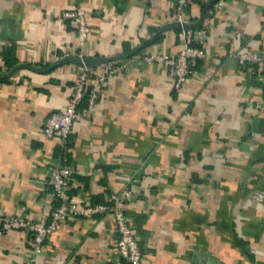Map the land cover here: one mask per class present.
<instances>
[{
  "label": "crops",
  "instance_id": "1",
  "mask_svg": "<svg viewBox=\"0 0 264 264\" xmlns=\"http://www.w3.org/2000/svg\"><path fill=\"white\" fill-rule=\"evenodd\" d=\"M214 1L184 8L204 29V55L175 90L166 61L143 59L177 52L173 1L0 0V213L36 220L52 204L46 175L62 150L40 127L63 110L79 50L118 67L71 126L63 160L74 200L129 188L142 264H264V201L250 194L264 174V69L235 55L264 53V0H219L211 12ZM73 7L88 25L82 46L60 16ZM115 241L110 212L58 221L33 261L25 233L0 230V264H111Z\"/></svg>",
  "mask_w": 264,
  "mask_h": 264
},
{
  "label": "built area",
  "instance_id": "2",
  "mask_svg": "<svg viewBox=\"0 0 264 264\" xmlns=\"http://www.w3.org/2000/svg\"><path fill=\"white\" fill-rule=\"evenodd\" d=\"M174 2V23L178 29L180 46L173 54L149 53L143 56L146 62L166 61L167 73L172 79V87L177 90L193 73L192 67L196 60L203 57L201 42L204 29L193 25L184 19L183 12L188 0H171ZM221 5L219 0L210 5V11L217 10ZM63 19L73 23L78 45L82 46L88 34L85 13L80 7L65 9L60 12ZM238 64L258 66L264 69V53L241 49L235 53ZM70 56L61 53L55 60ZM78 67L77 78L71 94L67 97L63 110L49 113L43 120L40 131L46 138L56 137L62 153L56 156L47 170L46 185L52 197L49 210L43 211L34 220L19 213H0V230H18L26 234L30 250V260L40 252L44 240L54 231L60 220H69L79 216H97L110 212L115 225L116 250L118 258L111 264H142L141 248L125 217L124 207L132 197L129 188L124 187L107 195L104 202H83L78 204L69 193V181L75 173L74 168L65 163V152L68 148V138L72 123L75 120L89 116L98 98V91L106 78L117 69L118 59H100L95 64L86 61L85 55L79 50L72 55ZM99 72L96 73L95 70ZM250 194L264 201V174L260 184L250 190Z\"/></svg>",
  "mask_w": 264,
  "mask_h": 264
},
{
  "label": "trees",
  "instance_id": "3",
  "mask_svg": "<svg viewBox=\"0 0 264 264\" xmlns=\"http://www.w3.org/2000/svg\"><path fill=\"white\" fill-rule=\"evenodd\" d=\"M124 55H127V53H124L123 54V56H121V57H126V56H124ZM71 56V55H70ZM67 57H69V56H67ZM72 58H73V60H75V63H76V59H75V57L74 56H71ZM64 58H66V57H64ZM85 59H86V61L89 63V58H87V57H85ZM91 64V63H90Z\"/></svg>",
  "mask_w": 264,
  "mask_h": 264
},
{
  "label": "water",
  "instance_id": "4",
  "mask_svg": "<svg viewBox=\"0 0 264 264\" xmlns=\"http://www.w3.org/2000/svg\"><path fill=\"white\" fill-rule=\"evenodd\" d=\"M107 58H105L104 60H106Z\"/></svg>",
  "mask_w": 264,
  "mask_h": 264
}]
</instances>
